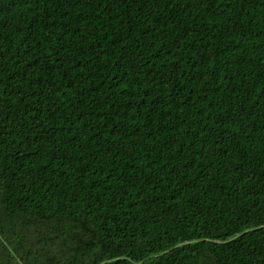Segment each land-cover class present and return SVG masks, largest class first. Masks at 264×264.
<instances>
[{
    "label": "trees",
    "instance_id": "obj_1",
    "mask_svg": "<svg viewBox=\"0 0 264 264\" xmlns=\"http://www.w3.org/2000/svg\"><path fill=\"white\" fill-rule=\"evenodd\" d=\"M0 264H264V0H0Z\"/></svg>",
    "mask_w": 264,
    "mask_h": 264
}]
</instances>
